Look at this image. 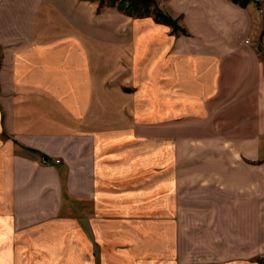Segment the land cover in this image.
Returning a JSON list of instances; mask_svg holds the SVG:
<instances>
[{
  "label": "crops",
  "instance_id": "0c3cea01",
  "mask_svg": "<svg viewBox=\"0 0 264 264\" xmlns=\"http://www.w3.org/2000/svg\"><path fill=\"white\" fill-rule=\"evenodd\" d=\"M166 3L189 35L120 45L84 0H0V264H263L259 5Z\"/></svg>",
  "mask_w": 264,
  "mask_h": 264
},
{
  "label": "rangeland",
  "instance_id": "374dc122",
  "mask_svg": "<svg viewBox=\"0 0 264 264\" xmlns=\"http://www.w3.org/2000/svg\"><path fill=\"white\" fill-rule=\"evenodd\" d=\"M84 1L87 2L88 7L91 8L93 11L94 19L92 22L102 23L104 39L106 37L109 39L111 32L117 31L118 35H119L120 45L122 43L128 42V39H130L131 36H130L129 30L131 29L133 23L135 25L140 24V23H143V25H144V23L160 24V25H164L165 28L167 27L166 29H168L169 35H174V36H178L181 34L182 35H189V31L180 23V18L182 17L181 14H178L177 16H175L173 13H171L169 11V9L166 7V4H167L166 0H155V4L163 12H165V13L169 14L170 16H172L173 18L177 19V23L181 27H184L188 31L187 34H184L180 30L174 31L171 25L157 21L152 13H149L147 15H144V14L140 15V14H135L132 12H126V11L120 9L117 5H109L108 0H102V2H101V0H84ZM252 1L255 2L256 6H257V4L259 5V7L257 9H258V13L260 14L259 19L262 20L263 31H264V0H258V1L252 0ZM149 7H150V9H153L154 5L152 3H150ZM143 25L138 26V27H143ZM108 48L109 47L104 48L106 50V52L104 53V57L109 56V54H110V52H108ZM123 73L125 74V72H123ZM122 80L123 79H121V78L120 79L119 78H112V79H106V80L103 79L102 95H103L104 102L106 103L104 105V107L107 108V109H103L102 114L104 117H110L111 110L109 108H110L111 102H115L120 106V103L122 100L120 97V93H119V95H115L113 93H118L120 91V89H122V87L124 89L127 88V86H122V84H121ZM128 88H130V87H128ZM113 112H114V110H113ZM220 113H222L221 110H220ZM187 128L189 130V127H187ZM187 128L184 127V129H187ZM262 257H263L262 259H264V254L262 255ZM263 264H264V261H263Z\"/></svg>",
  "mask_w": 264,
  "mask_h": 264
},
{
  "label": "trees",
  "instance_id": "16d2710c",
  "mask_svg": "<svg viewBox=\"0 0 264 264\" xmlns=\"http://www.w3.org/2000/svg\"><path fill=\"white\" fill-rule=\"evenodd\" d=\"M232 1L239 4L240 6H246V4L250 0H232ZM150 3L154 5L153 9H150L149 7ZM108 4L117 5L120 9L135 14L147 15L149 13H152L157 21L171 25L174 31L180 30L184 34L188 33V31L184 27H181L177 23V19L163 12L158 6H156L155 0H108Z\"/></svg>",
  "mask_w": 264,
  "mask_h": 264
},
{
  "label": "built area",
  "instance_id": "2783aa9c",
  "mask_svg": "<svg viewBox=\"0 0 264 264\" xmlns=\"http://www.w3.org/2000/svg\"><path fill=\"white\" fill-rule=\"evenodd\" d=\"M245 42H248V39H245Z\"/></svg>",
  "mask_w": 264,
  "mask_h": 264
}]
</instances>
